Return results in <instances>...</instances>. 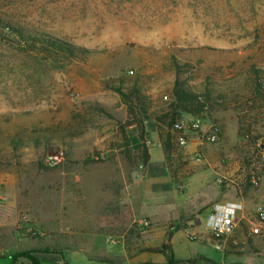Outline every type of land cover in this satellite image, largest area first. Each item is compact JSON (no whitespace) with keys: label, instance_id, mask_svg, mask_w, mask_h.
Wrapping results in <instances>:
<instances>
[{"label":"rangeland","instance_id":"rangeland-1","mask_svg":"<svg viewBox=\"0 0 264 264\" xmlns=\"http://www.w3.org/2000/svg\"><path fill=\"white\" fill-rule=\"evenodd\" d=\"M0 19L23 31L0 28V264H62L67 252L72 264H264V100L246 101L252 70L264 75V0H0ZM27 31L89 53L56 58ZM174 63L190 65L196 92L209 78L213 98L232 92L239 104L182 115L201 122L183 148L144 122L150 161L132 164L116 89H138L155 118ZM126 134L138 149L135 127ZM226 202L242 211L213 240L203 221Z\"/></svg>","mask_w":264,"mask_h":264},{"label":"trees","instance_id":"trees-1","mask_svg":"<svg viewBox=\"0 0 264 264\" xmlns=\"http://www.w3.org/2000/svg\"><path fill=\"white\" fill-rule=\"evenodd\" d=\"M0 28L9 31L10 35H23V31L20 28H17L2 19H0ZM26 35L30 41L36 40L41 42L44 46V51L52 54L56 58L62 57L67 61H72L75 58L84 59L89 53V50H86L85 48L66 44L48 35H38L32 31H27ZM189 67V64L179 65L178 63H174V81L172 88L169 91L170 101L167 110L163 111L155 118H152L148 112L149 104L146 102L148 98L141 97L138 89L134 88L128 94L123 92L121 88L116 89L120 102L126 109V120L120 125V136L122 140V143L120 144V148L122 149L121 154L130 163H139L146 166L150 161L147 147L148 135L145 130L144 122L153 119L161 137L162 126H165L172 131L173 124L178 121L182 115L198 116L208 108L215 109V107H224L225 103L239 104V96L236 94L234 95L232 92L227 94L223 92L222 94H218V98H213V92L209 85V78H206L207 85L205 88L200 92H196L194 88L189 85L188 79L184 77L186 69ZM250 88V92H248L249 96H247L246 101L254 107L258 101L264 100V75L256 69L252 70ZM164 97L167 99L166 95ZM129 127H135L136 129V138L140 144L139 148L136 150L131 149L130 138L126 134V129ZM169 139L171 138L167 135V140L162 142V148L166 160H168V150L170 147ZM59 153L60 152L58 151H52L50 155L58 156ZM98 161L104 160L102 159ZM24 256L29 257L32 264H41L29 254H25ZM169 260L171 261V258ZM62 264L69 263L63 262Z\"/></svg>","mask_w":264,"mask_h":264},{"label":"built area","instance_id":"built-area-1","mask_svg":"<svg viewBox=\"0 0 264 264\" xmlns=\"http://www.w3.org/2000/svg\"><path fill=\"white\" fill-rule=\"evenodd\" d=\"M129 75L132 72H128ZM164 99H166L164 97ZM201 129V122L199 119H193L190 122H186L182 119L176 121L172 126V132L176 136V141L179 147L183 148L187 145L186 135L189 133L199 132ZM203 140L209 144H214L218 140V136L215 132L203 134ZM201 154H194L195 160H200ZM60 159V153L58 156H49L46 162L49 166H55ZM242 211V205L239 203L226 202L222 204H216L208 213L203 221V227L206 234L213 240H220L230 236L235 227L236 219ZM257 213L262 221H264V208H257ZM199 221H201L199 219ZM202 223V222H201ZM135 226L139 229L150 228V223L146 220H138L135 222Z\"/></svg>","mask_w":264,"mask_h":264},{"label":"crops","instance_id":"crops-1","mask_svg":"<svg viewBox=\"0 0 264 264\" xmlns=\"http://www.w3.org/2000/svg\"><path fill=\"white\" fill-rule=\"evenodd\" d=\"M146 129H147V127H146ZM147 131H148V130H147ZM150 157H151V155H150ZM150 163H151V162H150ZM148 166H149V165H148ZM203 228H204V227H203ZM77 258H79V256H76V254H74V253H70V252H67V253L64 254V258H63L64 261H62V263H63V262H66V263L72 264V263H70V262H72L73 260H75V259H77ZM46 264H50L49 261H48Z\"/></svg>","mask_w":264,"mask_h":264}]
</instances>
